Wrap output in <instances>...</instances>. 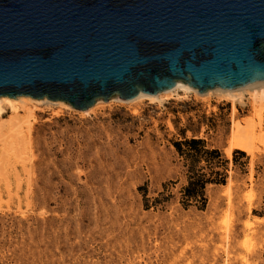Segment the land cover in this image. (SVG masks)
I'll return each mask as SVG.
<instances>
[{"label":"rangeland","instance_id":"374dc122","mask_svg":"<svg viewBox=\"0 0 264 264\" xmlns=\"http://www.w3.org/2000/svg\"><path fill=\"white\" fill-rule=\"evenodd\" d=\"M176 93L41 102L0 131V264H264V93ZM192 137L227 160L204 209L181 203Z\"/></svg>","mask_w":264,"mask_h":264},{"label":"water","instance_id":"95a60500","mask_svg":"<svg viewBox=\"0 0 264 264\" xmlns=\"http://www.w3.org/2000/svg\"><path fill=\"white\" fill-rule=\"evenodd\" d=\"M205 93L264 81V0H0V97Z\"/></svg>","mask_w":264,"mask_h":264},{"label":"trees","instance_id":"16d2710c","mask_svg":"<svg viewBox=\"0 0 264 264\" xmlns=\"http://www.w3.org/2000/svg\"><path fill=\"white\" fill-rule=\"evenodd\" d=\"M175 147L185 158L188 167V182L181 190V203L185 207L196 205L199 209H204L208 203L207 185L226 183L227 160L223 158L219 148L208 147L202 138L192 137L176 141ZM234 154L245 155L241 150H235ZM202 162L205 165H201Z\"/></svg>","mask_w":264,"mask_h":264},{"label":"bare ground","instance_id":"6f19581e","mask_svg":"<svg viewBox=\"0 0 264 264\" xmlns=\"http://www.w3.org/2000/svg\"><path fill=\"white\" fill-rule=\"evenodd\" d=\"M177 91H182L184 93L193 91L196 94L201 95L202 98L209 96L212 93H217L224 99L236 100V99H239V97L244 95L246 92L250 93V95L251 93H257V94L264 93V81H255L253 83H249V84L239 86L237 88H231V89L217 87L214 89H210L205 93H200L197 88H194L190 86L188 83H185L184 81L179 80L176 86L172 89L165 90V91L159 92L158 94H154V95L140 93L136 97L129 99V100L130 102H137L141 100L162 101L163 97H165L166 99H169V96H171L173 93H176ZM176 95L180 96V93H176ZM120 99L121 98H119L118 100ZM121 100H125V99H121ZM125 101H128V100H125ZM41 102H44L47 104H56V105L65 106V107L70 106V104L64 101H52L47 98H44L43 100H41V99L32 98L30 96H19L16 98H10L8 96H1L0 97V131L8 128L9 124L12 121L17 120L21 116L22 114L21 112L23 111L32 112L33 107H36V105ZM99 102L100 101H97V104ZM7 108L11 109L12 114H10L9 116L7 115V117H5L4 114L7 112ZM91 109L92 108H90L88 111H90Z\"/></svg>","mask_w":264,"mask_h":264}]
</instances>
